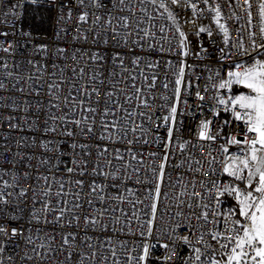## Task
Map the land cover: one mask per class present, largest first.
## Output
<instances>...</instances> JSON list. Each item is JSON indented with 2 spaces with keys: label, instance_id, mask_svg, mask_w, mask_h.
<instances>
[{
  "label": "built area",
  "instance_id": "1",
  "mask_svg": "<svg viewBox=\"0 0 264 264\" xmlns=\"http://www.w3.org/2000/svg\"><path fill=\"white\" fill-rule=\"evenodd\" d=\"M192 2L201 10L196 16L192 15L190 7L169 5L186 37V48L181 50L175 27L158 14L163 10L155 9L150 3L141 4V0H124L123 4L120 0H83V3L80 0H36V3L0 0V33H6L0 35V43L9 47L8 52L0 48V84H3L0 88V194L8 201L7 205H0L3 209L0 226L8 233L0 234L3 249L0 264H112L109 256L112 247L116 248L117 258L123 264L126 249H133V254L139 255L140 245L144 243L155 245L147 264H185L192 245L202 249L204 264H210L211 249L202 246L197 237L204 231L205 241L218 247L209 233L222 231V225L209 223L204 228L190 227L204 224L196 219L201 208L189 195L178 194L196 191L204 194L203 202H209V185L201 187L200 181L211 177L196 171L200 167L196 161H202L207 173L208 164L203 162L206 153L211 150L213 156L221 159L220 145L228 136L240 131L235 127L236 122L224 123L230 120L229 113L221 110L218 116L213 115L214 108H219L216 96L229 95L225 90L217 92L213 85L227 78L230 67L257 57V53L248 42L249 9L245 0H210L209 5L203 0ZM258 3L259 0H253L251 9L255 25L251 30L257 33ZM27 5L50 8L52 18L48 33H37L25 22ZM216 6L221 12V23L229 32L227 44L224 33L213 20L214 11L208 10ZM85 13L87 22H81L79 16ZM124 17L129 20L127 28L121 26ZM109 20L111 24L107 23ZM161 27L164 32L160 31ZM201 27L208 29L211 35L208 31L199 32ZM114 31L119 35H114ZM145 31L152 34L151 39L144 36ZM240 39L244 40L250 55H240L237 43ZM184 51L187 55H183ZM93 53H100L104 60L92 61ZM114 53L121 54L123 66L118 61L113 63ZM137 58L138 65L133 64ZM181 62L185 84L190 86L182 88L169 148L163 143L167 129L162 120L174 102L175 73ZM153 77L155 86H152ZM51 84L57 87L50 88ZM81 88L89 92L96 88L101 93L85 101V107L98 109L96 113H83L93 118L89 121V126L93 127L91 134L56 119L61 116L81 118L82 113L73 111L74 104L68 96L71 91L77 99H84ZM198 91L203 100L197 97ZM107 92L113 95L104 100ZM129 96L133 97L130 101ZM97 100L102 102L97 105ZM142 100L147 101L148 106H142ZM105 104L115 112L114 117L106 119L119 122L118 128L110 130L111 139H100L101 135H108L101 126ZM202 121H211V133H219L214 143L198 139ZM53 127L55 132L46 131ZM132 128H136L135 133ZM67 131H73L74 135H66ZM72 144L77 147L73 149ZM81 144H86L87 148L79 147ZM180 144L185 145L183 150ZM105 148L107 152L103 151ZM230 152L237 153L236 146H230ZM164 155L169 157L166 182L162 186L152 236L145 238L140 233L146 231L141 225L150 213L147 194L152 183L149 181ZM214 167L219 173L218 181L227 183L229 178L223 174L221 165L217 163ZM69 168L73 169L71 173ZM81 170L84 175L79 174ZM44 177L48 178L47 183ZM77 180L84 182L82 188L76 184ZM5 181L8 187H4ZM92 182L103 190L93 193L89 187ZM61 184L66 195L57 196L55 193L60 191ZM49 186L52 195L45 197ZM21 189L27 194L21 196ZM46 200L53 209L48 213L43 211ZM74 204L79 207L74 208ZM232 205L231 197H223L221 211L226 212ZM60 207L71 211L65 213L60 223H53ZM101 212L103 217L99 216ZM33 213L40 218L39 222L33 218ZM86 215L97 218L98 223L85 226ZM75 216L80 217L78 228ZM45 218L48 223L44 222ZM213 219L219 218L210 216V220ZM67 220H72V227H68ZM101 222L107 226V231L102 230ZM13 228L17 229L14 237L11 236ZM69 232L75 233L76 239L64 245L63 237ZM183 236H190L191 245L183 243ZM108 237H111L110 245L106 243ZM85 241L91 243L92 248H88ZM165 244L167 249L161 246ZM92 252L96 255L91 256ZM105 256L109 259H103ZM168 256L171 259L166 260Z\"/></svg>",
  "mask_w": 264,
  "mask_h": 264
},
{
  "label": "snow or ice",
  "instance_id": "2",
  "mask_svg": "<svg viewBox=\"0 0 264 264\" xmlns=\"http://www.w3.org/2000/svg\"><path fill=\"white\" fill-rule=\"evenodd\" d=\"M33 3H36V0H32ZM83 3V0H80ZM123 4L124 0H120ZM150 3L157 10H163L159 12L161 18L171 21L172 25L175 27V32L179 35V44L178 47L181 50L186 48V37L184 32L181 30L179 24L177 23L176 16L170 10L169 5H181L185 7H190L192 15L196 16L200 13L197 3L192 2V0H141V4ZM205 5H209L210 0H203ZM245 5L247 9V23L249 25L248 33V42L253 51L257 53V57H252L249 61L244 63H236L234 65L235 70L227 71V78L222 79L216 87L217 92L220 90H225L229 95L226 97L223 95L216 96V104L219 108H214L213 115H219L220 111H224L230 114V120H225L226 125L235 123V127H239V133L228 136L224 143L220 145V152L223 154L221 159L212 155V151L209 150L206 155L203 157V162L208 164V171L204 173L202 161H196L200 167L196 171H200L202 174L210 175L211 179L205 181L201 180V187L206 184L209 185L207 188V195L209 197V202L205 203L204 194H198L196 191L188 193L187 191L181 192L178 195H189L190 199L201 208V212L196 216L198 221H203L204 224H198L196 228H204L207 224L212 223L213 225L221 224L223 230L217 231L213 230L209 233L210 239L215 241L218 247H214L211 244H208L205 241V233L201 231L197 237V241L204 246L205 248L211 249L209 253L210 264H264V0H259L258 9L256 16L259 19L260 26L259 32L252 31L251 29L255 26L253 21V12L251 11L253 7V0H245ZM209 11H214L215 15L213 17L214 22L218 28L224 33L225 44L228 43L229 32L225 24L221 23V12L219 6L215 8L209 7ZM166 14V15H165ZM81 22H87V14L79 16ZM108 24H111V20L107 21ZM124 28L129 26V20L127 17L123 18V24L121 25ZM161 32H164V27H161ZM211 35V32L201 27L199 32H206ZM0 35H6V33H0ZM114 35H119V33L114 31ZM144 36L151 39L152 34L145 31ZM79 37H74L78 39ZM166 39V37H164ZM86 39V37H85ZM259 41V42H258ZM105 44L108 43L107 40L104 41ZM238 46L240 49V55L248 56L250 55L249 48L245 46L243 39L238 40ZM118 46V45H117ZM0 48L4 52L9 51V47H3L0 43ZM63 52V49H60ZM163 51V48H161ZM183 55H187V52L184 51ZM90 59L94 62L103 61L104 56L100 53H93L90 55ZM113 63L117 61L120 62L123 66V60L120 53H114L111 56ZM133 64L139 63V58L132 62ZM171 65V61L168 62ZM6 67V65H4ZM156 65H151L155 67ZM76 69H73L75 72ZM82 71V70H81ZM176 79L174 81L175 87L173 91L174 102L169 107L168 115L163 117L162 123L166 127V138L163 141L166 147H171L173 142V134L176 126V117L178 113V107L181 103V91L182 88L188 87L184 81V67L181 62V66L178 68V71L175 73ZM95 79V76L93 77ZM135 80V77H132ZM211 79V78H210ZM103 83V81H101ZM152 86H155V77H153ZM234 86H236L239 91L234 92ZM3 87V84H0V88ZM57 85L51 84L50 88H55ZM135 87V85H133ZM165 88L168 87L167 84L164 85ZM22 91V89H21ZM139 91V90H138ZM207 91V88L205 89ZM81 92L84 95V99H77L76 96H73L71 91H69L68 96L71 97V102L74 104L73 111L79 110L82 115L80 119H69L67 116H61L56 119L61 120L63 123L74 124L76 128H80L85 134L93 133V127L89 126V121L93 120L92 117L84 115L83 113H96L98 111L97 107H85V101L93 99L95 96H100L101 93L98 89L92 88L91 92L87 91L85 88H81ZM51 94V93H50ZM37 95L39 93L37 92ZM113 93L107 92L104 94L103 99L109 100L112 97ZM197 97L201 100L204 99L200 95L199 91L197 92ZM129 101L133 97L129 96L127 98ZM102 101L97 100L96 104H100ZM69 103L68 98H65V105ZM142 106H148L147 101H141ZM57 106V105H54ZM123 111V110H122ZM129 116L132 113L128 114ZM109 116H115V112L105 104L104 109L102 110L101 115V126L108 132V135H101L100 139H111V129H116L119 127V122L113 120L109 122L106 118ZM94 122V121H93ZM211 121H202L200 125V131L198 133V139L200 141L212 142L214 143L217 140V135L211 133ZM141 130H143L142 126ZM159 127V125L157 126ZM47 132H55L56 129L47 128ZM133 133L136 132V128H132ZM68 136L74 135L73 131H67L65 133ZM147 143V141H145ZM206 145H201L205 147ZM230 146H236L237 153L230 152ZM47 147V145H45ZM76 144H72V148L75 149ZM81 148H87L86 144L79 145ZM180 149L183 150L185 145L180 144ZM104 152H107L108 149H103ZM150 155H156V153H150ZM122 159V157H117ZM136 159L135 156L132 157ZM168 155H164L161 159L158 169H153V176L150 178V183H152L151 190L148 191L149 207L150 213L148 219L142 222L141 227L145 228L146 231H142L140 235L142 237L148 238L152 236L154 222L156 220V215L158 211V206L163 195L162 186L165 184V170L168 163ZM219 163L222 167L223 174L229 178L227 183H221L218 181V170L214 167ZM72 168L68 169V172L71 173ZM138 171V170H136ZM80 175H84V171L81 170ZM104 174V173H100ZM106 175V174H104ZM45 183H47V177L43 178ZM115 179V177H113ZM143 183L144 181H138ZM76 184L81 188L83 187L84 182L82 180H77ZM8 183L4 182V187H8ZM93 193L102 191V186L96 185L94 182L89 185ZM194 189L195 184L191 185ZM64 185H60V191L55 193L57 196L66 195L63 191ZM213 190L215 193L213 194ZM27 193L21 189L20 195L24 196ZM10 196L11 193H8ZM45 197L52 195L51 186H49L45 192ZM199 196V199L197 197ZM228 196L231 197L234 201V205L230 206L226 212L221 211L222 198ZM103 200V196L100 197ZM117 199H122L117 197ZM60 203V202H58ZM66 204L67 202H63ZM91 203V202H89ZM137 203H143V201H137ZM8 201L4 198L3 194H0V205H7ZM190 208L192 204L188 205ZM73 207H79L78 204H74ZM0 211H3L0 208ZM43 211L48 213L53 211L50 207L48 201L44 202ZM71 211L67 207L59 208V215L54 216L53 223H60L65 219V213ZM104 213L99 214L100 217H103ZM133 216L139 220V216L133 212ZM211 217H218L219 219L210 220ZM33 218L39 222V217H36L33 213ZM73 219L77 221L76 227H80L79 221L80 217L75 216ZM45 223L49 221L45 218ZM117 222L119 220L117 219ZM68 227H72V220L66 221ZM98 219L94 217L85 216L84 225H96ZM130 226V222H129ZM101 228L104 231H107V226L103 225L101 222ZM187 230V229H186ZM0 234L8 235L7 229L4 226H0ZM17 235V229L13 228L11 236ZM76 239V234L69 232L63 237V244L68 245L70 240L74 241ZM183 243L191 245L190 236H183ZM88 248H92L91 243L85 241ZM106 243L111 244V237H108ZM167 249V245H161ZM126 247V246H125ZM155 245H149L144 243L140 245V254L134 255L133 249H126L127 255L125 256L123 264H147V260L150 255L151 248ZM3 249L0 248V252ZM117 250L112 247L109 249V256L111 258L112 264H120V261L117 258ZM91 256H95L96 253H90ZM202 249L200 247H195L192 245L191 253L188 259L185 261V264H204L202 259ZM109 256L103 257V259L108 260ZM220 258L217 259L216 257ZM171 259L170 256L166 257Z\"/></svg>",
  "mask_w": 264,
  "mask_h": 264
},
{
  "label": "trees",
  "instance_id": "3",
  "mask_svg": "<svg viewBox=\"0 0 264 264\" xmlns=\"http://www.w3.org/2000/svg\"><path fill=\"white\" fill-rule=\"evenodd\" d=\"M52 13L50 8L27 5L24 20L30 24L37 33H48L51 24Z\"/></svg>",
  "mask_w": 264,
  "mask_h": 264
},
{
  "label": "rangeland",
  "instance_id": "4",
  "mask_svg": "<svg viewBox=\"0 0 264 264\" xmlns=\"http://www.w3.org/2000/svg\"><path fill=\"white\" fill-rule=\"evenodd\" d=\"M230 70H235V68H233V67H230ZM236 86H234V88H235ZM236 91H239V89H235L234 90V92H236ZM227 177V176H226Z\"/></svg>",
  "mask_w": 264,
  "mask_h": 264
},
{
  "label": "crops",
  "instance_id": "5",
  "mask_svg": "<svg viewBox=\"0 0 264 264\" xmlns=\"http://www.w3.org/2000/svg\"><path fill=\"white\" fill-rule=\"evenodd\" d=\"M235 89H238V88H237V87H235V88H234V90H235Z\"/></svg>",
  "mask_w": 264,
  "mask_h": 264
}]
</instances>
